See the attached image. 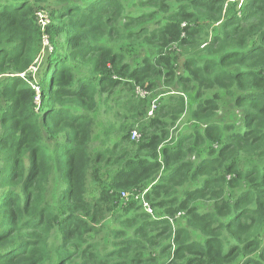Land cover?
Returning a JSON list of instances; mask_svg holds the SVG:
<instances>
[{
  "label": "trees",
  "instance_id": "16d2710c",
  "mask_svg": "<svg viewBox=\"0 0 264 264\" xmlns=\"http://www.w3.org/2000/svg\"><path fill=\"white\" fill-rule=\"evenodd\" d=\"M0 264H264V0H0Z\"/></svg>",
  "mask_w": 264,
  "mask_h": 264
},
{
  "label": "rangeland",
  "instance_id": "374dc122",
  "mask_svg": "<svg viewBox=\"0 0 264 264\" xmlns=\"http://www.w3.org/2000/svg\"><path fill=\"white\" fill-rule=\"evenodd\" d=\"M42 11L45 12V13L47 12V10L42 9V10L37 11V13L38 12H42ZM37 13H36V15H37ZM50 50H51V48H47L46 49V51L43 54V56H41V58L37 61V65L32 69L33 74H34V79H38L41 70L45 67V65H46V60L45 59H46V56H47V54H48V52ZM32 84H35V82H33ZM156 101H157V99L153 101L152 105H154V103L157 105ZM119 112L124 113L125 111H123V110L121 111L119 108H116V104H113V102H111L110 105L100 104L99 107H98V110L96 112V117H97L96 124H97V126H96L95 135L99 134L98 128H100L102 126V124L104 125V124H106L108 122H111V123L115 122L116 125H118L120 123L119 121L121 120V117H120L121 114ZM115 113H116V116H115ZM94 115H95V113H94ZM94 145H97V146L101 145V141H100L99 138L96 137L94 139Z\"/></svg>",
  "mask_w": 264,
  "mask_h": 264
},
{
  "label": "built area",
  "instance_id": "2783aa9c",
  "mask_svg": "<svg viewBox=\"0 0 264 264\" xmlns=\"http://www.w3.org/2000/svg\"><path fill=\"white\" fill-rule=\"evenodd\" d=\"M37 18H38V23L42 27V29H45L46 26L50 23V18H49L48 11L46 13L43 12V11L42 12H38L37 13ZM44 47H45V51H46L47 48H51V50H52V46H51V44L48 41V37L44 38ZM138 93L140 95H142V96L144 95V93L142 91H140V90H138ZM155 107H156V104L154 103V105H152L150 111L148 112L149 115L153 114V111H154ZM132 134H133L132 135L133 139H136L137 137H139V134H138L137 130L133 131ZM124 196H126V195H124ZM145 207H146L148 212L153 213V210L151 209V207H150V205L148 203H145Z\"/></svg>",
  "mask_w": 264,
  "mask_h": 264
}]
</instances>
